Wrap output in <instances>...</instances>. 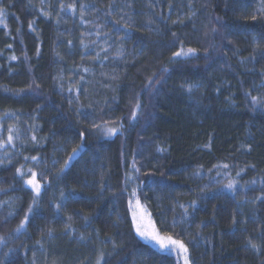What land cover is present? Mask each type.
Instances as JSON below:
<instances>
[{"label": "trees", "instance_id": "16d2710c", "mask_svg": "<svg viewBox=\"0 0 264 264\" xmlns=\"http://www.w3.org/2000/svg\"><path fill=\"white\" fill-rule=\"evenodd\" d=\"M0 8V264H264V0Z\"/></svg>", "mask_w": 264, "mask_h": 264}, {"label": "rangeland", "instance_id": "374dc122", "mask_svg": "<svg viewBox=\"0 0 264 264\" xmlns=\"http://www.w3.org/2000/svg\"><path fill=\"white\" fill-rule=\"evenodd\" d=\"M186 52V51H185ZM193 56V53H190L187 56L181 55L178 56L177 59L180 58H189ZM109 129H115V134H117L120 130L119 126H105L101 127L97 131V135L102 138H111L115 134H111L109 132ZM81 149H78L75 151L72 156L69 159V163L74 159V157L80 152ZM34 172L32 171L31 166L25 167L21 169L19 175L23 179V181L31 186V184L28 183L29 180L33 179ZM29 175V176H28ZM36 181V179H35ZM127 186L129 188L131 201H130V209L132 213V219L134 222V227L137 235L139 238L144 241L145 243L151 245L152 247L156 248L157 250L168 253L171 255H174L177 260L179 261V264H185L184 260V254L177 248H175L172 245H168L167 247H164L163 244L167 243V237L163 236L158 232V230L155 228L153 220L147 209L141 205L137 198V183L135 180V176L133 173H130L127 180ZM34 189V188H33ZM26 224V222H25ZM138 229L140 231H138ZM144 232L145 235H141L140 232ZM153 236L159 237V239H154ZM188 255V261H189V254ZM190 264V262H189Z\"/></svg>", "mask_w": 264, "mask_h": 264}, {"label": "snow or ice", "instance_id": "6c2138e0", "mask_svg": "<svg viewBox=\"0 0 264 264\" xmlns=\"http://www.w3.org/2000/svg\"><path fill=\"white\" fill-rule=\"evenodd\" d=\"M4 15H5V10L0 8V24H3ZM4 26L7 27L6 25H4ZM30 27H31V25H30ZM193 51H194L193 49H188L185 52L184 49L182 48L179 52H176L175 55L176 56H181V55L187 56L190 53H192ZM12 59H16V57L13 56ZM189 90L191 91V87H189ZM253 99L255 100L256 98H253ZM136 107L139 108V104H137ZM109 132L111 134H115V129H109ZM11 139H12V137L9 136V140H11ZM28 183L33 186V188L37 191V193L40 191V185L35 181V175L34 174H33V179L29 180ZM228 187L231 188V187H233V185L229 184ZM29 211H31V209ZM138 231H140V230L138 229ZM140 234L145 235V233L142 231L140 232ZM153 238L159 239V237H157V236H153ZM249 243L251 244V241ZM169 244L174 246L175 248L179 249L184 254L185 264H189L188 255H187L188 254V248L184 245V243L179 241V240H175L171 236H169V237H167V243H164L163 246L167 247ZM251 246L253 248H256L255 244H252Z\"/></svg>", "mask_w": 264, "mask_h": 264}, {"label": "bare ground", "instance_id": "6f19581e", "mask_svg": "<svg viewBox=\"0 0 264 264\" xmlns=\"http://www.w3.org/2000/svg\"><path fill=\"white\" fill-rule=\"evenodd\" d=\"M62 9V8H61ZM67 10V9H66ZM62 12V11H61ZM66 12V11H65ZM67 14V13H66Z\"/></svg>", "mask_w": 264, "mask_h": 264}]
</instances>
